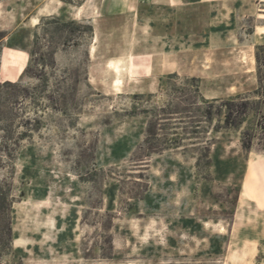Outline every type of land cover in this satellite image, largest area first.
Returning <instances> with one entry per match:
<instances>
[{
  "label": "rangeland",
  "instance_id": "374dc122",
  "mask_svg": "<svg viewBox=\"0 0 264 264\" xmlns=\"http://www.w3.org/2000/svg\"><path fill=\"white\" fill-rule=\"evenodd\" d=\"M73 2L0 0V264H264L263 21L141 1L93 40Z\"/></svg>",
  "mask_w": 264,
  "mask_h": 264
},
{
  "label": "crops",
  "instance_id": "0c3cea01",
  "mask_svg": "<svg viewBox=\"0 0 264 264\" xmlns=\"http://www.w3.org/2000/svg\"><path fill=\"white\" fill-rule=\"evenodd\" d=\"M96 0H81L80 3H70L69 15L74 21L82 22L87 20L94 27L95 40L97 38V22L99 25L111 20L113 17H123L125 20L128 18L127 12L129 8L132 11V18H134V10L138 9L141 1L149 4H157L165 6L171 13L180 11V15H186L191 10L201 9L210 16H219V12L223 9L233 7L231 15L251 17L257 15V17L263 22L257 24L253 30V36L259 35L264 40V14H260L261 9L255 10L252 8L253 4L264 6V0H125L126 3L124 9L116 10L120 4H114L115 0H97L100 2L98 6H92V2ZM106 11V12H105ZM51 14L54 13V9H51ZM97 21V22H96ZM260 30L262 34H258ZM95 42V41H94ZM258 203H256L250 210V213L254 215H260L258 210Z\"/></svg>",
  "mask_w": 264,
  "mask_h": 264
},
{
  "label": "trees",
  "instance_id": "16d2710c",
  "mask_svg": "<svg viewBox=\"0 0 264 264\" xmlns=\"http://www.w3.org/2000/svg\"><path fill=\"white\" fill-rule=\"evenodd\" d=\"M91 38L94 40L95 31L94 27L90 26ZM256 64H257V76L259 82V89L264 91V45L257 46L256 49ZM245 107V106H243ZM180 112H172L171 114H178ZM208 115L211 113L207 112ZM208 117V116H207ZM4 131V130H3ZM149 136L154 134L153 131L148 130ZM148 143V140H147ZM18 143H5L2 144L0 152V168L4 167L7 163V167L14 168L17 155L19 153ZM4 160V161H3ZM5 162V163H4ZM6 167V166H5ZM16 202V196L13 194V189L10 183L7 181H0V263L3 256L12 250L13 243V226H12V211Z\"/></svg>",
  "mask_w": 264,
  "mask_h": 264
},
{
  "label": "bare ground",
  "instance_id": "6f19581e",
  "mask_svg": "<svg viewBox=\"0 0 264 264\" xmlns=\"http://www.w3.org/2000/svg\"><path fill=\"white\" fill-rule=\"evenodd\" d=\"M45 10H47V7L45 8ZM255 57V56H254ZM244 59H246V57L244 58ZM114 85H115V87L120 91V90H122V87H123V81H122V79L119 77V70L117 71V76H116V78H115V80H114ZM119 93H121V92H119ZM261 202V201H260ZM258 210H259V214L260 215H263L264 214V204H260L259 203V205H258ZM19 240H16L15 241V245H19Z\"/></svg>",
  "mask_w": 264,
  "mask_h": 264
}]
</instances>
